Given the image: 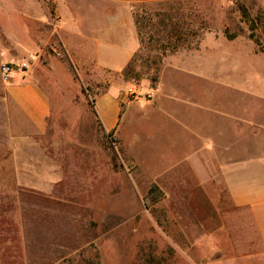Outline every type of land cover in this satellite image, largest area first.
<instances>
[{
  "label": "crops",
  "instance_id": "crops-1",
  "mask_svg": "<svg viewBox=\"0 0 264 264\" xmlns=\"http://www.w3.org/2000/svg\"><path fill=\"white\" fill-rule=\"evenodd\" d=\"M146 2L0 0V67L4 63L16 66L10 82H4L0 74V191L11 196L20 207L21 237L23 244L28 245L26 256L31 264H59L73 254L77 257L76 264H99L96 255L90 257L88 252L86 255L90 237L82 225L74 224L73 218L84 214V202L92 200L86 190L95 181L100 183V146L85 143L83 134L77 136V143L63 144L54 139L52 95L37 76L38 67L51 57L54 26L70 54L80 57L77 52L81 49L77 47L83 45H75L71 39H82L89 45L90 64L107 73L120 74L140 50L134 9ZM8 8L15 9L18 18L10 25L5 22L11 18ZM29 8H35V13L29 14ZM68 9L72 11L69 23L64 13ZM30 22L37 23L33 34ZM24 35H30L33 47L22 41ZM196 52L172 55L155 87L144 86L146 96L136 103L129 101L122 86L110 85L94 100L95 114L105 133L125 137L130 151L135 139L131 143L130 137L119 130L123 114L129 109H133L130 124L137 119L141 125L157 122L159 134L175 132L186 138L185 143L188 139L187 146L193 155L164 169L158 182L153 183L159 191L150 194V187L147 196H155L156 201L170 198L166 187L169 184L206 186L203 200H228L245 219L242 233L250 224L256 233L252 241L244 236L230 241L231 247L239 253L244 245L252 250L248 252L256 254L254 264H264V103L260 104L251 89L230 87L225 83L229 78L214 79L217 73L209 67L211 58L206 53L198 58ZM197 60L187 67L189 61ZM25 63L26 70H20L19 66ZM141 143L143 150L146 140ZM183 164L188 168L187 176L169 175ZM187 195L182 192L173 198L192 200ZM200 213L202 210L188 211L195 223ZM203 213L222 216L217 209ZM218 231L232 237V227L226 228L223 222ZM190 261L191 264L243 262L235 256L214 255Z\"/></svg>",
  "mask_w": 264,
  "mask_h": 264
},
{
  "label": "rangeland",
  "instance_id": "rangeland-1",
  "mask_svg": "<svg viewBox=\"0 0 264 264\" xmlns=\"http://www.w3.org/2000/svg\"><path fill=\"white\" fill-rule=\"evenodd\" d=\"M145 1L134 9L141 51L131 77H124L122 72L107 73L90 64L89 45L82 39H71L73 44L83 45L77 47L81 49L77 52L80 57L70 54L55 26L53 45L49 49L51 57L37 71L39 80L52 95L54 139L63 144L77 143V136L83 134L85 143L100 146V183L95 181L94 186L86 190L92 200L84 202V214L73 218L74 224L82 225L86 236L90 237L86 255H96L99 264H191L190 259L205 260L213 255L235 256L243 260L239 261L241 264H254L256 254L248 252L252 250L243 245L238 253L230 245V241L243 236L247 241L256 239L253 226L244 228L243 234L245 219L233 210L228 200H203L206 186L169 184L166 187L170 198L156 201L155 196H147L164 169L193 155L187 146L189 140L185 143L186 138L175 132V135L173 132L159 134L157 122L141 125V122L137 124V119L130 124L133 109H129L123 114L119 130L130 137L131 143L135 139L136 144L130 151L125 137L103 131L95 114L94 100L110 85H119L129 101L136 103L146 96L144 86L155 87L172 55L197 51L198 58L202 53L211 58L209 67L217 73L214 79L226 81L229 78L225 83L230 87L253 90L256 99L263 104L264 0ZM8 9L11 18L5 22L10 25L18 18L15 9ZM35 10L29 8L27 12L32 14ZM64 13L67 22H71L72 11L68 9ZM36 27L37 23L30 22V34L36 32ZM22 41L34 46L30 35L22 36ZM198 61H189L186 65L192 67ZM22 66L26 70L27 64L19 66L20 70ZM49 85L58 87L55 90ZM143 140L147 143L144 151L141 149ZM187 170L183 164L169 175L182 178L188 175ZM182 192L188 193L192 200L174 199ZM216 209L222 216L203 213ZM190 210H202L196 223L188 214ZM222 222L226 228L232 227V237L227 238L218 231ZM21 225L18 203L0 191V264L30 262L26 256L28 245L22 242ZM76 258L73 254L59 264H76Z\"/></svg>",
  "mask_w": 264,
  "mask_h": 264
},
{
  "label": "trees",
  "instance_id": "trees-1",
  "mask_svg": "<svg viewBox=\"0 0 264 264\" xmlns=\"http://www.w3.org/2000/svg\"><path fill=\"white\" fill-rule=\"evenodd\" d=\"M140 51H141V49L136 53V55L134 56V58L130 61V63L122 71V75L124 77H131V75L133 74V71H134V68H135L136 58H137L138 54L140 53ZM158 191L159 190H158L157 185L153 184L151 186V189H150V194H155Z\"/></svg>",
  "mask_w": 264,
  "mask_h": 264
},
{
  "label": "built area",
  "instance_id": "built-area-1",
  "mask_svg": "<svg viewBox=\"0 0 264 264\" xmlns=\"http://www.w3.org/2000/svg\"><path fill=\"white\" fill-rule=\"evenodd\" d=\"M25 66L21 68L25 70ZM16 67L13 64L5 63L1 66V74L2 78L5 82H10L13 72L15 71Z\"/></svg>",
  "mask_w": 264,
  "mask_h": 264
}]
</instances>
